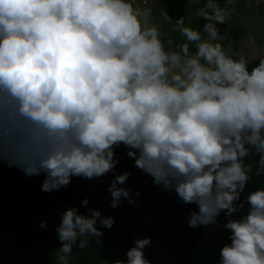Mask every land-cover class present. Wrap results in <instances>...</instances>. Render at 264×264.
Masks as SVG:
<instances>
[{
  "label": "clouds",
  "instance_id": "obj_1",
  "mask_svg": "<svg viewBox=\"0 0 264 264\" xmlns=\"http://www.w3.org/2000/svg\"><path fill=\"white\" fill-rule=\"evenodd\" d=\"M198 15L208 39L182 17L175 23L186 42L172 51L148 26L150 10L131 0H0V159L26 175L45 174L42 191L51 192L74 176L115 172L123 144L155 185L198 206L190 227L247 205L224 225L231 243L218 264H264V188L236 203L251 180L247 157L258 156L256 175H264V60L249 70L213 43L225 22L218 0ZM129 176L115 174L112 207L134 202L121 186ZM98 221L115 223L96 209L66 210L57 227L60 264L74 245L83 249L87 237L103 234ZM150 243L136 239L116 264H151Z\"/></svg>",
  "mask_w": 264,
  "mask_h": 264
},
{
  "label": "trees",
  "instance_id": "obj_2",
  "mask_svg": "<svg viewBox=\"0 0 264 264\" xmlns=\"http://www.w3.org/2000/svg\"><path fill=\"white\" fill-rule=\"evenodd\" d=\"M264 57L247 62L249 70L259 64ZM128 148L121 144L115 149V158L118 160L115 172H110L103 177L85 179L73 177L70 185L53 190L42 191L45 174L26 175L17 167H9L5 160L0 159V224L3 232L8 237H13L14 251L25 257H37L43 260L51 242L58 238L57 227L63 214L71 207L82 208V214L87 215L89 209L101 212V218L113 217L115 223L111 228L104 227L97 222V227L102 235L92 236L86 248L74 260L76 264H103V262L119 258L124 255L120 251H127L134 246L136 239H141V230L144 219L138 213V207L116 209L110 204L108 188L115 174L130 173L129 179L121 185L133 188L131 191L139 192L144 198L141 205L149 207L154 216L170 219L174 223L175 231L171 233L173 243L163 249L159 258L150 256L151 264H208L206 259L207 243L205 238L211 234H218L211 228L216 227V220L222 218L238 219L246 211L244 209L228 217L225 212L216 218L213 223L190 227L188 220L194 211H198L195 203L184 204L174 191H166L160 185L153 183V177L144 173L135 166V161L126 153ZM255 154L246 158V164H252L251 180L248 182L240 200L243 203L251 191L264 188V175H256ZM85 199L89 200L87 206L83 205ZM54 217L56 222L50 219ZM60 218V219H58ZM46 222V227H41V222ZM210 225V226H209ZM221 230V229H220ZM207 233V234H206ZM206 234V235H205ZM205 235V236H204ZM212 240V237H211ZM209 245L216 244L214 240ZM147 254H153L150 249ZM113 262V260L111 261Z\"/></svg>",
  "mask_w": 264,
  "mask_h": 264
},
{
  "label": "rangeland",
  "instance_id": "obj_3",
  "mask_svg": "<svg viewBox=\"0 0 264 264\" xmlns=\"http://www.w3.org/2000/svg\"><path fill=\"white\" fill-rule=\"evenodd\" d=\"M131 3L135 9L141 12L146 9L150 10V16L147 17L148 26L154 25L159 29L161 42L172 51H177L179 46L186 42V38L181 31L177 30L178 26L175 23L182 17H184L183 26L199 31L202 39H208V34L203 30V25L207 21L198 15V11L205 7L207 0H131ZM218 3L223 9L225 18L223 24L217 25L223 39L213 41V43H221L226 55L235 60L242 59L248 62L264 57V0H218ZM189 48L191 52L196 50L194 45H190ZM128 189L132 190L133 188L129 187ZM131 192L133 193L134 202L130 203L125 199L115 208L122 210L128 207H138V213L144 219L141 239L150 238L151 241L150 245L144 248L145 257L147 259L150 256L159 258L164 254L163 249L173 243L170 234L175 231V228H173L174 223L169 218L154 216L148 206L141 205V201L144 199L141 194L135 191ZM136 193H139V195H136ZM79 211L82 214V208ZM50 220L52 222L57 221L54 217ZM226 223V220L219 217L215 222L216 227L211 228L215 232L219 231V233L213 236L209 234L205 238V241L208 242L206 245L208 264H218L221 248L231 243L229 239L230 231L224 227ZM91 237H87V240L89 241ZM211 237L221 247L209 245ZM13 240V237L5 235L3 226L0 224V264H60L57 255V250L61 246L59 238L51 242L43 260H39L37 257H25L16 253ZM85 248L81 249L74 245L73 251L67 257L68 264H76L74 260L78 259ZM150 249L153 251L151 255L147 254ZM120 254L124 255V258L121 257L118 260V257L113 256V259L110 258L111 260L105 261L103 264H116L120 260L126 261V251H120ZM112 260L113 262H111Z\"/></svg>",
  "mask_w": 264,
  "mask_h": 264
}]
</instances>
